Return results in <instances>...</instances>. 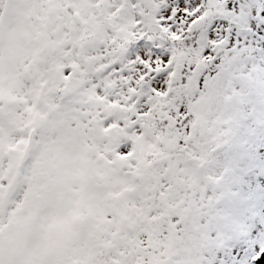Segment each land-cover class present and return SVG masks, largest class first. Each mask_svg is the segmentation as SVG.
<instances>
[{
  "label": "snow or ice",
  "instance_id": "obj_1",
  "mask_svg": "<svg viewBox=\"0 0 264 264\" xmlns=\"http://www.w3.org/2000/svg\"><path fill=\"white\" fill-rule=\"evenodd\" d=\"M0 264H264V0H0Z\"/></svg>",
  "mask_w": 264,
  "mask_h": 264
}]
</instances>
